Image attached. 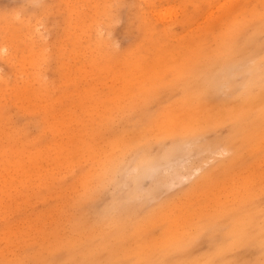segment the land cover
Returning a JSON list of instances; mask_svg holds the SVG:
<instances>
[{
	"label": "rangeland",
	"instance_id": "obj_1",
	"mask_svg": "<svg viewBox=\"0 0 264 264\" xmlns=\"http://www.w3.org/2000/svg\"><path fill=\"white\" fill-rule=\"evenodd\" d=\"M261 10L259 0H0V264H137L126 251L135 241L134 222L180 205L198 187L210 191V198L195 195L201 200H219L217 189L233 186L245 195L249 173L253 209L241 210L263 211L264 125L255 122L264 117L256 112L253 123L227 120L133 147V135L177 109L182 82L173 77L179 87L165 83L146 103L125 110L138 88L122 75L125 64L132 70L134 53L162 70L181 51L196 70L185 82L200 96L194 94L196 103L225 111L263 73L264 25L253 32L264 23ZM197 48L200 58L193 56ZM110 146L111 172L102 168ZM118 221L124 232L109 229ZM229 231L228 220L217 221L158 264L201 262L232 242ZM249 232L253 238L216 259L264 264V222ZM67 239L81 243L54 250Z\"/></svg>",
	"mask_w": 264,
	"mask_h": 264
},
{
	"label": "bare ground",
	"instance_id": "obj_2",
	"mask_svg": "<svg viewBox=\"0 0 264 264\" xmlns=\"http://www.w3.org/2000/svg\"><path fill=\"white\" fill-rule=\"evenodd\" d=\"M259 1L264 7V0H259ZM261 12H262V10H261ZM246 13L251 14V13H249V11ZM250 17H252V16L250 15ZM250 17H248V18H250ZM244 22H246L245 24H247V21L245 19H244ZM259 25H264V23L255 24L253 32H255L256 28ZM248 27H250V26H248ZM262 29H263V27H262ZM241 33H242V31H241ZM227 34H229V33H227ZM219 37L220 36H215L216 39ZM234 37H235V35L233 36V38ZM201 39H202V37H198L197 42H199ZM229 41H231V40H229ZM217 42L219 43V41H217ZM156 47H158V46L156 45ZM180 52L181 51L176 52L174 55H171V59L166 63L164 62L165 64H164L162 70L158 68V65H161V63L156 62V61H153V63L151 62L150 64H148V65H150V68L146 67L144 62H141V60H140L142 58L141 57H140V59L137 58L140 55H137L135 53L133 55H134V58H136V59L133 62L132 70L126 64L124 65V67L122 69L123 77L126 73V79H128L131 83H133L134 86H137V88H138L137 94L134 93V94L130 95L131 92H128L129 95L133 96V97L131 100H129V102L127 104L124 105L125 110H127V109L133 110V108L136 109L137 107H139L137 105L139 103L138 101L142 102L143 104L146 103V101H148L149 98H151L156 92H159V90L163 87V85L165 83L168 86L175 85V86L179 87V83L176 80H174L173 77L176 79L181 78V82H182L180 84L181 85L180 87H181L182 98L180 97L181 100L177 105V109L176 110H174L175 108L170 109L172 107L168 106L169 107L168 109H170V110H167L165 112V114H164L165 118L164 119L159 120L157 122V120L159 119V116L161 114L158 115L151 126L148 125L141 132L139 131L138 135H136V136L133 135L134 140H135V142L132 144L133 147L139 146V144H141L143 142V140H145L148 137H160L162 134L170 135V134L176 133L177 131L198 132V131L204 129V127H206V126L221 125L222 123H224L227 120L236 121V120L241 119L246 124L253 123L251 116H252V113H256V112H258L262 117H264V70H263L262 75L256 81H253V83L251 84L252 86L250 85L244 91V93L241 95V99L239 102L233 104L230 108H228L225 111L219 110L217 108L216 112H212V111H214V109L211 110L212 107L210 109H206L204 106V108H205V110H204V108L202 107L203 102L201 100L197 101V103H196V98L194 97V94L196 96H199V95L193 91V89L191 88L190 85L185 83V82H187V79L190 77V74H193V75H194V73H195V75H197V74L195 72L196 70H194L193 67L190 68L189 61L187 60V57L184 54H180ZM201 54H202V48H197V50L195 52H193V56H195L196 58H200L202 56ZM133 55H132V57H133ZM175 55L178 56L177 59H174L173 56H175ZM128 58H130V57L128 56ZM212 61H214V59ZM262 61L264 63V58H262ZM203 63H205V62L203 61ZM202 67H203V65H202ZM201 70H203V69H201ZM106 71H107V69H106ZM205 71H206V69H205ZM195 79H196V77H195ZM188 81L190 83V80H188ZM131 83H130L128 89L132 85ZM200 83L202 84V82H200ZM204 86H206V85H204ZM209 90L210 89L208 88L207 91H209ZM202 93L204 94V92H202ZM156 96H158V94ZM123 97L125 98L126 96H123ZM199 98H200V96H199ZM204 102H205V100H204ZM231 103H233V102H231ZM231 103H229V105ZM219 104H221V102ZM219 104L217 106H219ZM226 104H228V103H226ZM211 105H212V102H211ZM225 106L226 105H224V107ZM225 108H227V107H225ZM106 110H109L108 106L105 107V111ZM106 114H108V113L105 112L104 116H106ZM160 118H162V117H160ZM255 125L258 127V126L264 125V122H259V121L255 122ZM254 131H256V130H254ZM125 132H127V131H125ZM133 133H134V131H133ZM125 135L128 136L129 132H128V134H125ZM122 137H124V135ZM262 137H263L262 140H264V134ZM122 139H124V138H122ZM248 139H249V137H248ZM83 141L84 140H82V142ZM258 141H259V139H258ZM258 143L256 141L254 143H252L253 147H251V144H248V151L247 152L252 153L255 150V148L257 147ZM81 147L86 149V150L88 149L87 145L85 143H83L81 145ZM35 158H37V157L35 156L34 159ZM114 158H115L114 150L110 146L106 150V156H105V159L102 163L103 170H107V171L111 172V170L114 167L113 166V163L115 161ZM35 164L36 163L33 162V166ZM240 167H241V165H240ZM246 168L248 169V167H246ZM218 169H219V167H218ZM249 170H250V168H249ZM253 170H255V169H253ZM20 171L22 173V176H24V179H27L30 176L28 170L27 171L20 170ZM253 174H254V172H253ZM220 176H222V175H220ZM232 176H233V174H232ZM222 177H224V176H222ZM226 177L228 178V176H226ZM250 177L252 178V176H250V173L248 176L245 177V179H246V181L244 183L245 184L244 187L246 186V189H245L246 194L245 195L239 194L236 191V190H238V188L240 186L237 189L235 188L236 190L234 189L235 192H230V190L233 187H235V186H233L230 188L229 192L224 191V190L221 191L220 189H217L218 191L221 192V193H219L220 195H218L219 200L216 197H214L212 199H202L201 200V199H198L197 196H195V195L197 193H200V194H204V197L207 198L210 195V191H209V188H207V187H204L202 189H200L198 187L193 192V194L191 196L184 197L183 199L181 198L183 201H180V203H181L180 205L175 204L172 207L171 206L169 207V205H166L165 207H168V208L163 209V210L158 208L157 210H159V212L156 215L147 216L146 218H143L140 221L134 222V225H133L131 232H132V235H134V237H135V241L131 247L126 249V251L129 254H132L136 258L137 264H158V262H162L164 254H167V253L173 252V251H182V250L187 249L188 246L191 244V242L195 239V237H198L204 231L209 229L212 224H214L217 221L228 220L229 221V230H230L229 232L231 233V235L233 237V240L231 243L227 244L225 247L218 246L216 248V252L214 254L208 255V257H205V258L202 257L203 259H200L201 262L198 259L196 261L193 260V261H189V262L182 261L181 263H172V264H222L223 260L218 261V259H216V258L223 256L226 252L241 246L243 243H245L249 239L253 238L251 235H250L251 237L245 236L246 232L247 231L251 232L252 226L253 227L258 226V222L260 220H262L264 222V209L263 208H262L263 211H261V212L254 213V212L248 211V210L253 209V208H251L252 205L250 207L247 206L248 203L252 199V196H251L252 193L250 195L249 190H248L249 189L248 184L250 181ZM206 178H207V176H205L202 179V182H205L204 180ZM225 179H224V181L226 182ZM261 180L263 181V179H261ZM217 187L221 188V186H217ZM224 188H225V186H224ZM240 188H242V187H240ZM258 188L260 190V193L264 192V187L262 185H261V187H258ZM242 190H243V188H242ZM253 192H254V190H253ZM260 193H259V195H260ZM255 195H254V197H255ZM193 196H195V197H193ZM257 197H259V196L257 195ZM208 198H210V197H208ZM227 200H228V203L225 202ZM193 209L197 210V212ZM241 209H244V210L248 209V210L243 211ZM237 210H239L240 213L242 212L241 214H243V215L241 216V214H239L238 213L239 211H237ZM257 210H258V208H257ZM234 211H237L236 213H238L241 217H237V215L235 217V213H233ZM191 216L196 217V218H194V219H196V222H193L192 218H190ZM117 218H119V216ZM119 221L115 222V223H109L108 224L109 229L117 228L118 232H124V230H125L124 226L125 225L123 226V222L119 223ZM87 226H89V225H87ZM111 233H112V231H111ZM58 235H60V234H58ZM262 235H264V234L262 233ZM55 239H56V237H55ZM101 240L102 239L100 238L99 242L97 243V244H99V245H97L98 247L101 246L104 242V240H102V241ZM77 243H81V242H78V241L75 242L74 239H67V240L60 242L59 244L55 245L54 250L58 251L63 247L64 248L65 247L71 248L73 246H76ZM49 247H50V245H49ZM96 250H98V249H96ZM88 254L90 256H92V259L93 258L95 259V254L92 251H89ZM93 254H94V257H93Z\"/></svg>",
	"mask_w": 264,
	"mask_h": 264
}]
</instances>
